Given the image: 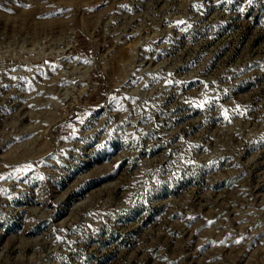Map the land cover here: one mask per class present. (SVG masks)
Listing matches in <instances>:
<instances>
[{"label":"rangeland","instance_id":"obj_1","mask_svg":"<svg viewBox=\"0 0 264 264\" xmlns=\"http://www.w3.org/2000/svg\"><path fill=\"white\" fill-rule=\"evenodd\" d=\"M0 264H264V0H0Z\"/></svg>","mask_w":264,"mask_h":264},{"label":"water","instance_id":"obj_2","mask_svg":"<svg viewBox=\"0 0 264 264\" xmlns=\"http://www.w3.org/2000/svg\"><path fill=\"white\" fill-rule=\"evenodd\" d=\"M55 60H56V57H54L53 55H51V56H47V55H45V56H44V63H45V64L54 63Z\"/></svg>","mask_w":264,"mask_h":264}]
</instances>
